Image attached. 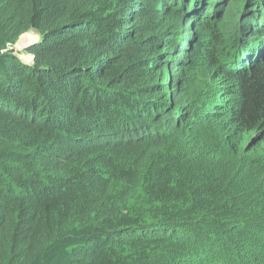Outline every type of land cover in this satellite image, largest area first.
<instances>
[{
    "label": "trees",
    "instance_id": "1",
    "mask_svg": "<svg viewBox=\"0 0 264 264\" xmlns=\"http://www.w3.org/2000/svg\"><path fill=\"white\" fill-rule=\"evenodd\" d=\"M263 21L0 0V264H264Z\"/></svg>",
    "mask_w": 264,
    "mask_h": 264
},
{
    "label": "rangeland",
    "instance_id": "2",
    "mask_svg": "<svg viewBox=\"0 0 264 264\" xmlns=\"http://www.w3.org/2000/svg\"><path fill=\"white\" fill-rule=\"evenodd\" d=\"M264 22V21H263ZM38 36L33 33V32H27L25 33L20 39L19 41L16 43V45L13 47L14 52L19 54L20 59L23 62H27L30 63L32 62V58L30 55L25 53V50L32 44H34L36 42V38ZM245 62V60H242ZM227 63V61H226ZM246 68H249L248 66H245ZM264 180V178H263Z\"/></svg>",
    "mask_w": 264,
    "mask_h": 264
}]
</instances>
